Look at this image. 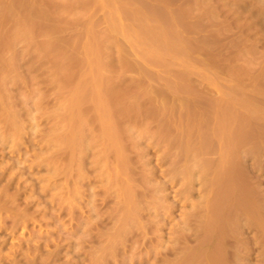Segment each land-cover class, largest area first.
<instances>
[{"label":"rangeland","instance_id":"374dc122","mask_svg":"<svg viewBox=\"0 0 264 264\" xmlns=\"http://www.w3.org/2000/svg\"><path fill=\"white\" fill-rule=\"evenodd\" d=\"M0 264H264V0H0Z\"/></svg>","mask_w":264,"mask_h":264}]
</instances>
